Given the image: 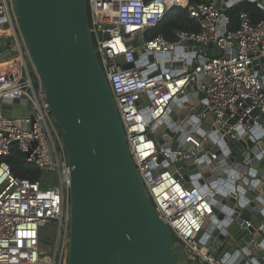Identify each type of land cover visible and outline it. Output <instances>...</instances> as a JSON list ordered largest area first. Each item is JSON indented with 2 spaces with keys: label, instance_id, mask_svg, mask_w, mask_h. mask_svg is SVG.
Returning a JSON list of instances; mask_svg holds the SVG:
<instances>
[{
  "label": "built area",
  "instance_id": "1",
  "mask_svg": "<svg viewBox=\"0 0 264 264\" xmlns=\"http://www.w3.org/2000/svg\"><path fill=\"white\" fill-rule=\"evenodd\" d=\"M215 1L88 0L96 55L146 195L174 240L199 264H220L199 236L213 215V190L169 168L190 159L217 160L215 153L208 157L209 151H204L210 135L226 129L210 146L222 151L225 135L235 138L238 129L248 132L264 114V64L253 69V61L264 58V19L253 24L242 11L237 29L231 30L227 12L246 0L231 7L226 6L228 0H221L225 8ZM249 2L264 11V0ZM176 9L185 11L200 30L178 31L173 41L162 36L148 39L147 33ZM0 19L9 26L4 30L0 24V34H11L16 46V52L0 62V105L24 100L16 117L0 110V264H65L70 167L40 78L21 40L12 0H0ZM209 44L222 52L220 57L206 55ZM198 93L204 94L203 102ZM174 102L178 113L169 130L174 134L170 142L177 146L169 151L155 136ZM254 111L258 113L252 115ZM13 148L39 172L55 174V184L44 189L38 181L15 176L5 162ZM45 228L51 231V245L46 247L41 242Z\"/></svg>",
  "mask_w": 264,
  "mask_h": 264
},
{
  "label": "water",
  "instance_id": "2",
  "mask_svg": "<svg viewBox=\"0 0 264 264\" xmlns=\"http://www.w3.org/2000/svg\"><path fill=\"white\" fill-rule=\"evenodd\" d=\"M236 1L228 0L226 6ZM215 4L225 8L221 0ZM12 5L70 167L65 264H199L174 240L146 195L96 55L88 0H12ZM0 24L4 30L9 27L4 19ZM15 52L13 36L0 34V58ZM221 54L208 45L207 56ZM260 64L264 58L253 61L254 71L260 70ZM199 79L207 82L204 76ZM203 99L204 94L198 93V100ZM12 102L0 105L2 114L22 113L19 105L24 100ZM175 104L155 136L169 151L177 146L170 142L174 134L169 130L177 118ZM225 132L210 135L204 149L208 157L215 153L217 160L190 159L174 163L169 170L213 190V215L199 236L220 264H264V114L248 132L238 129L235 138L225 135L222 151L210 148ZM184 149L189 148L184 145Z\"/></svg>",
  "mask_w": 264,
  "mask_h": 264
},
{
  "label": "trees",
  "instance_id": "3",
  "mask_svg": "<svg viewBox=\"0 0 264 264\" xmlns=\"http://www.w3.org/2000/svg\"><path fill=\"white\" fill-rule=\"evenodd\" d=\"M209 1L211 0H186L189 4L206 3ZM242 11L249 14L253 24H257L264 19V11L254 3L244 1L227 12L231 30L237 29L238 15ZM199 30V25L189 18L185 11L176 9L167 14L155 28L147 33L146 37L149 39L155 36H162L167 41H173L175 33L178 31L198 32ZM5 162L11 167L15 176L29 178L31 181H38L41 188H48L43 178V173L39 172L32 164L27 163L25 157L17 148L11 150L10 155L5 158ZM175 241L177 242V240Z\"/></svg>",
  "mask_w": 264,
  "mask_h": 264
},
{
  "label": "rangeland",
  "instance_id": "4",
  "mask_svg": "<svg viewBox=\"0 0 264 264\" xmlns=\"http://www.w3.org/2000/svg\"><path fill=\"white\" fill-rule=\"evenodd\" d=\"M138 42L140 43L141 41L138 40ZM43 178L45 179V182L49 188L52 187L51 185H54L55 182L57 181V177L53 173L52 174L43 173ZM50 234H51V231L47 228H45L41 234V242L44 245V247L51 245V241L49 239ZM186 255L190 257V253L188 250H186Z\"/></svg>",
  "mask_w": 264,
  "mask_h": 264
},
{
  "label": "crops",
  "instance_id": "5",
  "mask_svg": "<svg viewBox=\"0 0 264 264\" xmlns=\"http://www.w3.org/2000/svg\"><path fill=\"white\" fill-rule=\"evenodd\" d=\"M2 60H4V58H0V62H1Z\"/></svg>",
  "mask_w": 264,
  "mask_h": 264
}]
</instances>
